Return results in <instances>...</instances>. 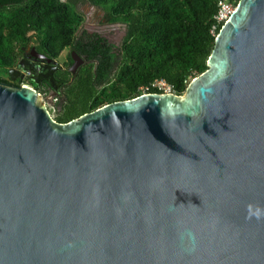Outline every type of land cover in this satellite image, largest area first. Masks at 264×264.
<instances>
[{"label": "water", "instance_id": "water-1", "mask_svg": "<svg viewBox=\"0 0 264 264\" xmlns=\"http://www.w3.org/2000/svg\"><path fill=\"white\" fill-rule=\"evenodd\" d=\"M0 264H264V0L181 95L58 123L0 84Z\"/></svg>", "mask_w": 264, "mask_h": 264}, {"label": "trees", "instance_id": "trees-1", "mask_svg": "<svg viewBox=\"0 0 264 264\" xmlns=\"http://www.w3.org/2000/svg\"><path fill=\"white\" fill-rule=\"evenodd\" d=\"M218 0H0V75L13 66L19 50L33 44L56 59L75 45L83 21L77 5L98 7L109 23L125 26L119 47L91 40L87 61L65 85L64 105L54 116L65 123L105 104L135 98L139 87L165 80L181 95L206 69L214 37L210 33ZM234 5L238 0H228ZM67 81V80H65ZM148 93H156L148 89Z\"/></svg>", "mask_w": 264, "mask_h": 264}, {"label": "flooded vegetation", "instance_id": "flooded-vegetation-1", "mask_svg": "<svg viewBox=\"0 0 264 264\" xmlns=\"http://www.w3.org/2000/svg\"><path fill=\"white\" fill-rule=\"evenodd\" d=\"M81 5H86L89 10H81L79 8ZM76 10L82 14L83 21L75 33L74 42L75 45L83 43L84 50L77 51L74 48H67L63 51V58L61 52L56 59H50L29 43L19 50L14 65L9 67L4 75H0V84L12 88L27 86L35 90L43 98L53 119L64 105L65 85L73 80L80 68L87 62L84 61V58L88 56L86 51L91 52V46L88 43L91 40L101 39L115 50L120 46L124 37L125 26L120 23H109L98 7L84 3L77 5ZM109 31H114L115 34H110ZM23 67L28 69L26 73L23 72ZM47 73L53 76L55 81L53 84L44 78Z\"/></svg>", "mask_w": 264, "mask_h": 264}, {"label": "built area", "instance_id": "built-area-1", "mask_svg": "<svg viewBox=\"0 0 264 264\" xmlns=\"http://www.w3.org/2000/svg\"><path fill=\"white\" fill-rule=\"evenodd\" d=\"M64 2L65 0H60ZM235 5L228 0H218L217 1V12L213 16L214 24L211 27L210 33L213 34L216 27L221 26L229 17L233 11ZM153 89L156 93H174L172 87L163 79L153 80L149 86H142L138 88L140 94L148 93V89Z\"/></svg>", "mask_w": 264, "mask_h": 264}, {"label": "rangeland", "instance_id": "rangeland-1", "mask_svg": "<svg viewBox=\"0 0 264 264\" xmlns=\"http://www.w3.org/2000/svg\"><path fill=\"white\" fill-rule=\"evenodd\" d=\"M79 8H80L81 10H82V9H84V10H86V11L89 10V9H88L89 7H87L86 5H81ZM109 33H110V34H115L114 31H109ZM61 57H62V58L64 57V52H62Z\"/></svg>", "mask_w": 264, "mask_h": 264}]
</instances>
